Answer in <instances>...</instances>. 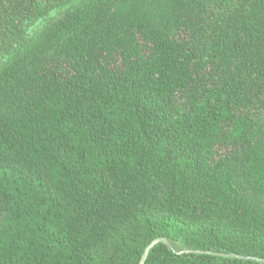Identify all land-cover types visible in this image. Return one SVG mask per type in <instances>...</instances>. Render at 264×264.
<instances>
[{
  "label": "trees",
  "instance_id": "16d2710c",
  "mask_svg": "<svg viewBox=\"0 0 264 264\" xmlns=\"http://www.w3.org/2000/svg\"><path fill=\"white\" fill-rule=\"evenodd\" d=\"M157 237L264 264V0H0V264Z\"/></svg>",
  "mask_w": 264,
  "mask_h": 264
},
{
  "label": "water",
  "instance_id": "95a60500",
  "mask_svg": "<svg viewBox=\"0 0 264 264\" xmlns=\"http://www.w3.org/2000/svg\"><path fill=\"white\" fill-rule=\"evenodd\" d=\"M158 243H163V244H168V241L163 238V237H157L155 239H153L143 250L142 256H141V260L139 264H144L149 251ZM193 253H201L200 251H193ZM207 254H211V255H218V256H226L229 257V254H223V253H217V252H205ZM264 261V260H263Z\"/></svg>",
  "mask_w": 264,
  "mask_h": 264
}]
</instances>
